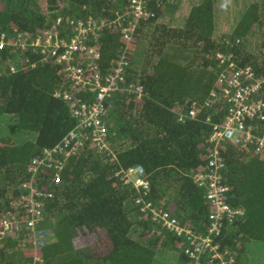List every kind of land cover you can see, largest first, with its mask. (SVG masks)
<instances>
[{
  "label": "trees",
  "instance_id": "1",
  "mask_svg": "<svg viewBox=\"0 0 264 264\" xmlns=\"http://www.w3.org/2000/svg\"><path fill=\"white\" fill-rule=\"evenodd\" d=\"M129 2L0 0V34L7 39L0 50V220L17 222L11 236L0 237V264L32 261L31 207L24 199L29 190L22 185L30 179L32 160L78 123L68 103L54 96L69 90L63 65L34 51L31 42L51 31L59 17L66 39L73 34L70 19L91 16L109 23L124 16L127 24ZM148 8L153 16L139 22L131 42L113 26L101 27L98 39L90 41L100 54L94 64L102 76L125 52V85L139 84L144 94L116 92L106 102V149L86 141L61 170L46 168L36 176L35 187L43 193L37 227L51 233L37 248L41 264L188 263L186 241L153 221L151 211L142 212L139 197L196 233L207 232L212 209L195 175L207 171L213 127L228 111L225 101L210 98L223 70L217 54H232L239 66L264 78V0H151ZM19 34L27 39L25 48L15 42ZM78 63L86 67L91 59ZM74 94L80 101L94 99L87 91ZM194 104L196 118L179 121L178 114ZM246 124L264 134V120ZM218 147L227 202L243 214L225 220L215 241L233 253L235 264H263L264 155L231 141ZM137 165L150 182L146 192L118 174ZM200 264H211L207 253Z\"/></svg>",
  "mask_w": 264,
  "mask_h": 264
},
{
  "label": "built area",
  "instance_id": "2",
  "mask_svg": "<svg viewBox=\"0 0 264 264\" xmlns=\"http://www.w3.org/2000/svg\"><path fill=\"white\" fill-rule=\"evenodd\" d=\"M150 1L130 0L128 11L130 19L127 24L123 21L124 16L116 17L109 23L98 22L91 16L86 20H67V25L73 30V34L67 39L64 37V30L61 29L62 18L59 17L51 31L41 33L31 42L34 51L40 50L44 55L55 58L58 64L63 65L64 73L69 80V90H57L54 96L68 103L70 112L78 123L52 150H45L43 156L32 160L29 167L30 179L22 185L25 190H29L28 196L24 197L27 201L25 206L31 207V219L27 222V231L31 235L30 243L33 242L35 250L32 261L28 264L42 263L37 248L46 245L51 236L48 230L37 227L43 220L42 205L39 201L43 193L35 187L38 173L46 168L61 170L65 161L76 155L86 141L92 142L100 151L106 149L108 137V128L104 122L106 102L116 92L125 91L136 97L144 94V89L139 84L125 85V71L129 66L125 52L115 61L111 71L102 76L94 64L95 60L100 58V54L90 41L98 39L101 27L113 26L120 28L124 38L131 42L139 22L153 16L148 8ZM15 42L21 48H25L27 39L19 34ZM6 45V36L0 34V50ZM82 57L90 58L91 64L86 67L80 65L78 62ZM217 60L223 66V70L218 77V90H212L210 98L215 101H225L228 104V111L224 122L213 127L211 136L213 148L207 157V171L195 175V182L204 189L205 199L212 209L207 232L196 233L192 228L172 217L168 211L153 209L151 203L144 202L142 197L136 201L138 204L143 203L142 212L151 211L153 221L186 241L184 252L189 259L186 264H200L205 253L209 256L211 264H235L233 253L230 250H223L215 241V237L222 232L225 220L231 221L243 214L242 210L232 208L227 202V188L223 183L222 174L224 161L219 151V144L223 141L242 143L254 153L264 155V134H254L252 127L246 124L247 120H264V97H258L259 92L264 88V78L257 79L250 67L239 66L232 54L218 53ZM11 70L14 72V68ZM81 91L92 93L94 99L90 102L77 100L74 93ZM209 103L210 101L206 105ZM196 112L194 104L190 110L178 114L179 121L195 119ZM56 154L59 157L54 158ZM118 174L125 183H132L142 192L143 190L146 192L149 188L150 182L145 176V168L141 165L120 170ZM16 226L15 219H1L0 237L11 236Z\"/></svg>",
  "mask_w": 264,
  "mask_h": 264
},
{
  "label": "crops",
  "instance_id": "3",
  "mask_svg": "<svg viewBox=\"0 0 264 264\" xmlns=\"http://www.w3.org/2000/svg\"><path fill=\"white\" fill-rule=\"evenodd\" d=\"M189 10H190V8L184 9L183 11H181V12H182L181 14H182L183 16H187ZM182 18H183V17H182ZM182 18H179V17H178L177 19H182ZM175 23H177V24H182L183 21H181V22H178V21H177V22H175Z\"/></svg>",
  "mask_w": 264,
  "mask_h": 264
},
{
  "label": "rangeland",
  "instance_id": "4",
  "mask_svg": "<svg viewBox=\"0 0 264 264\" xmlns=\"http://www.w3.org/2000/svg\"><path fill=\"white\" fill-rule=\"evenodd\" d=\"M257 246L262 247V246H260L259 243H258ZM259 259H261V263L264 261V250H263V256L261 257V255H259ZM263 264H264V263H263Z\"/></svg>",
  "mask_w": 264,
  "mask_h": 264
}]
</instances>
